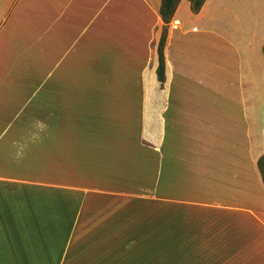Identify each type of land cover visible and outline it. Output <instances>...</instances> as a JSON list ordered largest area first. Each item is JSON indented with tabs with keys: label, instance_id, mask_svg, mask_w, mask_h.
<instances>
[{
	"label": "crops",
	"instance_id": "1",
	"mask_svg": "<svg viewBox=\"0 0 264 264\" xmlns=\"http://www.w3.org/2000/svg\"><path fill=\"white\" fill-rule=\"evenodd\" d=\"M160 4L0 0V264H264V0H178L156 88Z\"/></svg>",
	"mask_w": 264,
	"mask_h": 264
},
{
	"label": "trees",
	"instance_id": "2",
	"mask_svg": "<svg viewBox=\"0 0 264 264\" xmlns=\"http://www.w3.org/2000/svg\"><path fill=\"white\" fill-rule=\"evenodd\" d=\"M177 1L178 0H161V4L159 7V14L164 22L163 27H166L167 23L170 21ZM189 1L191 4V10L193 12H196L199 10L204 0H189ZM164 42H165V34L164 31H162L157 44L158 65L156 68V74L159 81H164V56H163ZM257 166L261 173L262 180L264 183V155L258 158Z\"/></svg>",
	"mask_w": 264,
	"mask_h": 264
},
{
	"label": "rangeland",
	"instance_id": "3",
	"mask_svg": "<svg viewBox=\"0 0 264 264\" xmlns=\"http://www.w3.org/2000/svg\"><path fill=\"white\" fill-rule=\"evenodd\" d=\"M168 28L169 27H158L156 30H157V32L159 33V36H158V39L160 38V35H161V33H162V31H164V34H165V40H166V35H167V31H168ZM164 29V30H163ZM158 42V40L157 41H154V43H153V49H155V51H156V45L158 44L157 43ZM164 44H165V42H164ZM164 48V47H163ZM263 51H264V46H263ZM165 68V67H164ZM165 70V69H164ZM156 81V83H153V85L157 88V87H162L163 86V84L161 83V82H163V81H159L158 80V78H157V80H155ZM91 83H92V86H97L96 85V81H90ZM106 81H104L103 83H105ZM14 127H12V128H9V130H8V132H7V136H10L11 135V132L13 131L12 129H13ZM38 128L39 127H36V128H33V129H30L29 128V132L31 133L32 131L34 132V134H37V133H35L37 130H38ZM42 153H41V152ZM38 152H40V154L43 156V158H38V162H40L41 164H43V170H41V171H44L45 172V170H46V173H47V177L49 178V176H50V174H49V172H48V169H47V163L49 162V161H47V158H48V155H47V153H45L44 151H42V150H39ZM39 153H38V155H40ZM262 155H264V147H263V153L260 155V157L262 156ZM26 160H29V157H27V156H25L24 158L22 157L21 158V164H20V167H19V169H18V171H24L25 172V175H27V176H30V177H34V176H36V175H34V173H32V172H35L34 170H30V167L28 166H23V164H24V161H26ZM20 168H22V169H20ZM29 169V170H28ZM25 170H28V171H25ZM40 171V172H41ZM259 174H260V178H261V180H262V176H261V173H260V171H259ZM262 182H263V180H262ZM264 184V183H263ZM153 194L155 195V193H154V191H153ZM154 195H152V200L153 201H155V203H158V197H159V195L157 194V196L156 197H154ZM153 205H152V211L156 208V205L154 204V202L152 203ZM136 242H138V241H136ZM137 247H142V246H137ZM134 248V246L131 244V247H129V249L130 250H132ZM136 249V251H138L139 249H137V248H135Z\"/></svg>",
	"mask_w": 264,
	"mask_h": 264
},
{
	"label": "clouds",
	"instance_id": "4",
	"mask_svg": "<svg viewBox=\"0 0 264 264\" xmlns=\"http://www.w3.org/2000/svg\"><path fill=\"white\" fill-rule=\"evenodd\" d=\"M43 127V125H41Z\"/></svg>",
	"mask_w": 264,
	"mask_h": 264
}]
</instances>
